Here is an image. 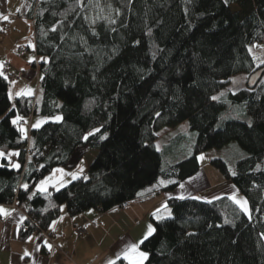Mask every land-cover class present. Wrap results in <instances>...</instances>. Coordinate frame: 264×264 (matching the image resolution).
<instances>
[{
  "label": "trees",
  "instance_id": "obj_1",
  "mask_svg": "<svg viewBox=\"0 0 264 264\" xmlns=\"http://www.w3.org/2000/svg\"><path fill=\"white\" fill-rule=\"evenodd\" d=\"M29 1L37 95L12 100L0 73V151L17 150L19 163L0 162V205L25 212L19 238L49 230L63 210L107 212L145 190H173L200 170L201 153L235 142L240 155L210 164L248 199L250 215L228 195L170 197L172 215H152L155 231L139 245L143 264H264V63L251 51L264 43V0ZM239 73L248 85L213 99ZM230 105L244 116L223 119ZM34 117L43 120L23 131ZM184 121L192 147L165 163L158 133ZM92 151L86 172L37 188Z\"/></svg>",
  "mask_w": 264,
  "mask_h": 264
},
{
  "label": "crops",
  "instance_id": "obj_2",
  "mask_svg": "<svg viewBox=\"0 0 264 264\" xmlns=\"http://www.w3.org/2000/svg\"><path fill=\"white\" fill-rule=\"evenodd\" d=\"M30 6L29 0H0V68L8 59L11 70L20 74L14 80V85L9 84L8 92L12 100L19 95L36 96L39 90L40 72L35 63L42 58L34 49L20 54L16 51L22 45L34 46V23L29 17L22 16ZM5 16L7 19L3 18ZM4 21L9 24L5 26ZM42 120L34 117L23 121L24 125L31 127L38 126ZM0 153L5 154L0 156V162L6 158L11 160L12 166H19L17 150ZM86 158H89L88 154ZM86 162L88 166L91 163L88 159ZM199 162L200 170L173 190L153 196L147 195L150 189L145 190L139 200L130 202L127 207H117L107 212L90 209L71 215L63 210L52 222L49 230L36 232L25 240L18 235L19 226L26 219L25 212L13 203L0 205L5 210L0 213V264H109V261L117 260L132 264L130 259L124 257L125 250L129 245H140L139 242L148 232V226L154 228L151 216H158L161 210H167L168 198L192 196L214 186L210 173L216 175V171L210 164V158L203 165L200 159ZM77 168H56L39 182L37 188L40 191H50L65 185L79 175L81 171ZM226 189L230 192L238 190L234 184L233 187L229 184ZM220 191L202 199L213 200L230 196L225 190ZM158 195L161 197L157 198ZM76 223L86 228L84 235L76 234ZM138 250L143 251L140 247Z\"/></svg>",
  "mask_w": 264,
  "mask_h": 264
},
{
  "label": "rangeland",
  "instance_id": "obj_3",
  "mask_svg": "<svg viewBox=\"0 0 264 264\" xmlns=\"http://www.w3.org/2000/svg\"><path fill=\"white\" fill-rule=\"evenodd\" d=\"M25 14H26V12L22 13V16L25 18H28V16H26ZM8 24L6 23V21H4L5 26H7ZM30 39L32 41V37ZM18 49H19V47L16 50L17 53H19ZM251 51L255 55V57L258 59L259 62L264 63V43L263 44H257L255 46L251 47ZM36 68L38 69V67H36ZM10 71H12L14 74V77H12V79H9V80H12L10 82V85H14L15 84L14 80H16L20 76V74H18L16 71L11 70V65H10ZM263 79H264V75H263ZM247 85H248V82H247V75L246 74L239 73V74L233 75L230 78L228 85L223 90H221L219 93L215 94L214 97H215V99L228 100L227 95L229 92H235V91L239 90L240 88L247 86ZM241 116H244L243 109L239 105H236V106L230 105L228 110H226L223 113L222 118L223 119H230V118H239ZM38 119H40V118L38 117ZM27 126H28L27 124L22 125V130L27 132ZM195 137H196V134L191 131L189 122L184 121L177 126L163 127L158 133V139L156 140V147L163 152L165 163L169 162V161L173 162L175 160L174 159L175 156H177V158L180 159V158H183L190 151ZM171 145H173V146L176 145L174 147V149H175L174 151L171 150L173 148V147H171ZM175 152L177 155L176 154L174 155ZM94 153H95V151L90 152L88 154L89 158L85 157L83 162L81 163V165L78 166V168H79L78 171H81L79 174H83L85 172V170L88 168V164L86 162V159L90 160V162L93 161V158L95 156ZM240 153H241V151H240L238 144L233 142L224 148L211 149L206 153L205 152L201 153L199 155V159L202 162V165L204 164V162L209 160L210 157H215V156L224 157L228 162H232V160H234L235 157L240 155ZM201 157H202V159H201ZM214 169L216 171L214 173H216V175H218V177H216L215 174L210 173V176H211L210 179H211L212 184L214 186L211 187L210 189H205V190L199 191L197 193H194L192 196L199 197V198H207L209 194H211V193L214 194L217 191L219 192L221 189H223V190H225V192L227 194H230V196L235 201H241V202L247 201V205H246V207L248 209L247 213L250 215L251 209H250V204H249L248 199L241 192H239V190L234 189V192L227 191V189H226L227 186L230 184L233 187V184L230 183V181L227 178H225V176L216 167H214ZM161 195H163V193ZM161 195H158L157 198L161 197ZM15 206H16V204H15ZM171 215H172L171 209L167 208V210H161V212L158 216H159V218H162V217H169ZM74 231L76 232V226H74ZM86 232H87V230H85L79 234L76 232V234L79 236H82Z\"/></svg>",
  "mask_w": 264,
  "mask_h": 264
},
{
  "label": "snow or ice",
  "instance_id": "obj_4",
  "mask_svg": "<svg viewBox=\"0 0 264 264\" xmlns=\"http://www.w3.org/2000/svg\"><path fill=\"white\" fill-rule=\"evenodd\" d=\"M225 3H227V0H225ZM3 18L7 19L6 16ZM213 99H215V97H213ZM13 123H15V121H13ZM90 135H91V133H90ZM85 139H87V137H85ZM4 155H5L4 153H0V156H4ZM201 159H202V157H201ZM161 183H164V181H161ZM236 202L240 205L242 210H244L245 212L248 211V209L246 207L247 201H243V202L236 201ZM4 211L5 210L3 208H0V213H3ZM154 231H155V229L151 225H149L147 234L139 243L142 244L144 242V240L148 239V237ZM138 248H139L138 244H132V245H129L128 248L125 250L124 257L126 259H130L132 264H143V262L148 258V254L146 252L139 251ZM109 264H115V261H109Z\"/></svg>",
  "mask_w": 264,
  "mask_h": 264
},
{
  "label": "built area",
  "instance_id": "obj_5",
  "mask_svg": "<svg viewBox=\"0 0 264 264\" xmlns=\"http://www.w3.org/2000/svg\"><path fill=\"white\" fill-rule=\"evenodd\" d=\"M25 15H27V14H25ZM6 23L8 24V22H6ZM28 49H29V47L24 45V46H20L19 49H18V51H19V53H24ZM10 65H11V62H10V60L7 59L4 62L3 67L0 69V73L7 75L8 79H12V77H14L13 72L10 71ZM13 204L15 205L16 203L13 202ZM128 204H129L128 202H125L124 203V206L126 207V206H128ZM75 226H76V232L78 234L79 233H82L83 231L86 230V228L84 226L80 225L79 223H76Z\"/></svg>",
  "mask_w": 264,
  "mask_h": 264
}]
</instances>
